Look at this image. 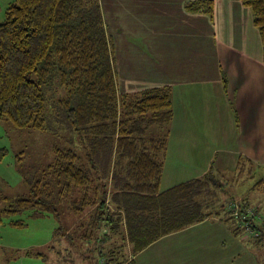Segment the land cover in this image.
<instances>
[{"label": "trees", "instance_id": "1", "mask_svg": "<svg viewBox=\"0 0 264 264\" xmlns=\"http://www.w3.org/2000/svg\"><path fill=\"white\" fill-rule=\"evenodd\" d=\"M240 1L252 12L264 56V0ZM204 3L213 15L212 1ZM48 91L58 97L56 108L82 150L56 148L29 195L1 213L34 207L40 215L67 200L80 217L77 236L97 243L98 264H131L163 236L213 215L233 219L226 210L230 200L218 203L217 190L239 186L258 172L241 156L229 181L211 170L161 190L172 88L119 93L100 0H15L7 8L0 22V120L45 130ZM256 182L261 187L264 178Z\"/></svg>", "mask_w": 264, "mask_h": 264}, {"label": "crops", "instance_id": "2", "mask_svg": "<svg viewBox=\"0 0 264 264\" xmlns=\"http://www.w3.org/2000/svg\"><path fill=\"white\" fill-rule=\"evenodd\" d=\"M206 1L100 0L117 88L119 93L172 88L162 191L211 170L232 177L244 156L258 168L247 190L264 192V183L255 188L264 178L260 33L240 0H209L213 15L204 10ZM231 199L249 204L234 192ZM246 239L238 221L223 213L161 237L133 259L137 264H264Z\"/></svg>", "mask_w": 264, "mask_h": 264}, {"label": "rangeland", "instance_id": "3", "mask_svg": "<svg viewBox=\"0 0 264 264\" xmlns=\"http://www.w3.org/2000/svg\"><path fill=\"white\" fill-rule=\"evenodd\" d=\"M15 0H0V22L7 8ZM48 91L49 107L47 128L35 130L17 128L0 120V264H98L101 262L97 243H87L78 237L80 217L73 213L64 200L57 211L36 214L34 207L22 211L1 213V209L14 205L21 197L29 195L34 180L53 161L56 148H74L81 152L79 136L67 126L61 107L56 108L57 96ZM20 156V160H18ZM230 176H227L228 180ZM254 178L239 186H223L214 197L226 203L231 194L246 197L248 205H264V192L247 190ZM249 194L252 196L249 197ZM261 206V204H260ZM264 208L262 207V210ZM264 211V210H263ZM261 211L264 215V212ZM23 225H15L13 222ZM260 236L247 241L249 251L264 260V222H260ZM246 233L245 227H240ZM126 254L129 251H125ZM40 253V254H37ZM132 258V256H129ZM134 260L131 264H137Z\"/></svg>", "mask_w": 264, "mask_h": 264}, {"label": "built area", "instance_id": "4", "mask_svg": "<svg viewBox=\"0 0 264 264\" xmlns=\"http://www.w3.org/2000/svg\"><path fill=\"white\" fill-rule=\"evenodd\" d=\"M228 214L239 221L240 226L246 228V235H259L260 226H255L254 219L264 222V215L257 206L247 205L241 200L231 199L226 208Z\"/></svg>", "mask_w": 264, "mask_h": 264}]
</instances>
